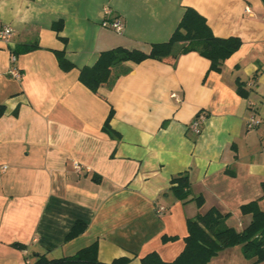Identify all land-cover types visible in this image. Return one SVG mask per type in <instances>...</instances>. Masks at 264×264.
<instances>
[{
  "label": "crops",
  "instance_id": "0c3cea01",
  "mask_svg": "<svg viewBox=\"0 0 264 264\" xmlns=\"http://www.w3.org/2000/svg\"><path fill=\"white\" fill-rule=\"evenodd\" d=\"M185 7L216 36L241 39L220 71L191 51L173 61L123 62L113 74L130 71L96 92L80 82V69L104 51L148 52L167 41ZM115 19L120 32L103 24ZM0 21L14 30L0 40V264L67 257L93 242L101 262L141 264L151 252L170 262L198 213L216 207L236 229L249 223L241 205L264 194L261 0H0ZM33 43L38 48L13 54ZM55 50L74 66L63 70ZM198 115L196 134L189 124ZM251 115L258 126L246 125ZM185 171L189 198L202 196L201 206L171 188ZM258 204L264 210V198ZM77 221L86 229L67 240ZM208 264L251 263L236 245Z\"/></svg>",
  "mask_w": 264,
  "mask_h": 264
},
{
  "label": "trees",
  "instance_id": "16d2710c",
  "mask_svg": "<svg viewBox=\"0 0 264 264\" xmlns=\"http://www.w3.org/2000/svg\"><path fill=\"white\" fill-rule=\"evenodd\" d=\"M261 1L264 3V0ZM241 44L242 41L237 36H216L203 15L193 7H185L180 22L167 41L151 44L148 52L123 47L104 51L93 65L80 69L79 80L96 92L104 84L113 86L120 75L130 71L127 68L122 74H113V68L123 62L139 63L147 58L173 61L181 54L191 51L207 58L211 70L220 71L223 62L235 53ZM35 48H38L37 43L19 45L14 48L13 54L18 55ZM55 54L63 70L74 66L66 59L63 50H55ZM254 76H257V72ZM236 84L237 93L247 97L245 83L237 80ZM3 113L4 106L0 105V117ZM112 115L111 110L104 124L105 130L110 129L109 121ZM171 182V188L177 198L184 202L195 199L198 206L203 204L202 196L189 198L190 178L187 171L174 176ZM260 198H264V194ZM260 198L241 205V213L251 216L249 223L241 229L227 224L226 220L230 213H222L218 208L211 207L204 213H198L194 218H188L185 246L173 261L166 262L156 252H151L141 258V264H208L221 250L236 245L241 246L243 256L251 264L264 261V210L259 207ZM86 227L85 222L77 221L67 233L66 239L76 237ZM128 262L127 257L115 258L110 263L101 262L98 259L97 242H93L67 257L49 259L40 255L35 264H128Z\"/></svg>",
  "mask_w": 264,
  "mask_h": 264
},
{
  "label": "built area",
  "instance_id": "2783aa9c",
  "mask_svg": "<svg viewBox=\"0 0 264 264\" xmlns=\"http://www.w3.org/2000/svg\"><path fill=\"white\" fill-rule=\"evenodd\" d=\"M103 24L113 28L117 32H120L123 28V24L119 19H115L112 22H104ZM13 33H14V30L12 26L0 21V40L1 41L9 42L13 37ZM13 74L17 77L19 76V73L17 71H14ZM202 119H203V116L198 115L189 124V128L196 134H199L201 132ZM259 124H260V120L256 118L254 115H251L246 119V125L248 127H255V126H258ZM23 264H31V263L29 260H26Z\"/></svg>",
  "mask_w": 264,
  "mask_h": 264
}]
</instances>
